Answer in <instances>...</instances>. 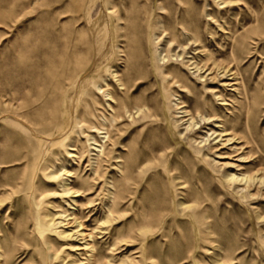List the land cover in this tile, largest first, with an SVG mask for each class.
I'll use <instances>...</instances> for the list:
<instances>
[{
    "label": "rangeland",
    "instance_id": "rangeland-1",
    "mask_svg": "<svg viewBox=\"0 0 264 264\" xmlns=\"http://www.w3.org/2000/svg\"><path fill=\"white\" fill-rule=\"evenodd\" d=\"M257 55L264 0H0V264H264Z\"/></svg>",
    "mask_w": 264,
    "mask_h": 264
},
{
    "label": "bare ground",
    "instance_id": "bare-ground-1",
    "mask_svg": "<svg viewBox=\"0 0 264 264\" xmlns=\"http://www.w3.org/2000/svg\"><path fill=\"white\" fill-rule=\"evenodd\" d=\"M251 54V53H250ZM261 56H264V55H257V58H260V60H261V62L260 63H264L263 62V59H262V57ZM247 63V62H246ZM212 65V63L210 64V66ZM253 66V65H252ZM196 67V69H197V71H199V73H201V72H203V73H206V72H209V73H212V72H214V67H210L207 71H203V69H201V68H199V67H197V66H195ZM218 71H220V69H218L217 70V72ZM216 73V72H215ZM222 73V76H220V77H218V75L216 74V76H217V78H219V79H222V80H224V79H226L227 78V76H233V78H232V80H234L235 78H234V73H230V70L229 69H223V71L221 72ZM242 76H241V78H242V81L244 82V87H245V89H244V92H243V98H238L239 99V106H240V108H242V109H246V115L248 114L247 113V108L248 109H251L250 108V100H251V97H250V94H249V90L253 87H251L250 89L248 88V84H246V79H245V77H244V75H243V73L241 74ZM264 77V76H263ZM256 78V77H255ZM259 78H261V77H259ZM252 79V78H251ZM254 79V78H253ZM263 79V78H262ZM259 80V79H258ZM257 80V81H258ZM179 82V81H178ZM181 83V85L182 86H184V85H186L185 84V81H182V82H180ZM264 83V82H263ZM210 85L211 84H214V82H211V83H209ZM159 86H160V84H159ZM159 86H158V88H159ZM256 85H254V87H255ZM257 87V86H256ZM259 88H260V86H259ZM260 90V89H259ZM253 91V90H252ZM257 91V90H256ZM263 91V90H262ZM210 92L211 91H209V92H207V94H210ZM259 92V91H258ZM257 92V93H258ZM262 95V94H261ZM259 96V95H258ZM262 97V96H261ZM264 97V96H263ZM262 97V98H263ZM253 100H254V98H253ZM252 100V101H253ZM221 101L223 102V101H225L224 99H221ZM256 99H255V103H256ZM260 101V100H259ZM262 102H264L263 100H261ZM255 103H254V105H255ZM257 106V105H256ZM232 107H234L235 108V106H232ZM254 109V108H253ZM253 109H251V110H253ZM255 110V109H254ZM254 113V112H253ZM249 117V116H248ZM251 117H253L254 118V116L252 115ZM238 119H242V117H238ZM209 122V121H208ZM218 136H216L215 138H217ZM263 150H264V148H263ZM258 160H259V162H264V159H262V158H258ZM66 174V173H65ZM243 180H245V181H247L248 180V178H246L245 179V177H243L242 178V181ZM257 180V179H256ZM255 180V181H256ZM260 182H262V183H264V179H262V180H260ZM67 185H66V183H65V187H66ZM70 193V192H69Z\"/></svg>",
    "mask_w": 264,
    "mask_h": 264
}]
</instances>
